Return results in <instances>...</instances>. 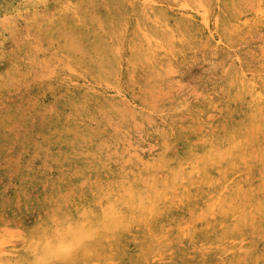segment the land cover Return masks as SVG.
I'll return each instance as SVG.
<instances>
[{"label": "rangeland", "instance_id": "obj_1", "mask_svg": "<svg viewBox=\"0 0 264 264\" xmlns=\"http://www.w3.org/2000/svg\"><path fill=\"white\" fill-rule=\"evenodd\" d=\"M263 108L264 0H0V264H264Z\"/></svg>", "mask_w": 264, "mask_h": 264}, {"label": "clouds", "instance_id": "obj_2", "mask_svg": "<svg viewBox=\"0 0 264 264\" xmlns=\"http://www.w3.org/2000/svg\"><path fill=\"white\" fill-rule=\"evenodd\" d=\"M76 241L74 240H61L54 244H50L45 257L42 258L41 261H39V264H54L55 261L66 257L69 254V249L71 248V251H75V245Z\"/></svg>", "mask_w": 264, "mask_h": 264}, {"label": "bare ground", "instance_id": "obj_3", "mask_svg": "<svg viewBox=\"0 0 264 264\" xmlns=\"http://www.w3.org/2000/svg\"><path fill=\"white\" fill-rule=\"evenodd\" d=\"M161 12V11H160ZM183 18V17H182ZM184 19V18H183ZM177 20V19H176ZM181 20V19H180ZM189 21V20H188ZM177 22H179V20L177 21ZM183 22H184V20H183ZM165 23V22H164ZM168 23V22H167ZM190 23V22H189ZM153 24H155V22L153 23ZM171 24V23H170ZM174 24V23H173ZM172 24V25H173ZM185 24H186V22H185ZM159 25V24H158ZM178 25V24H177ZM147 26V25H146ZM165 26V25H164ZM167 26H168V24H167ZM176 26V25H175ZM189 26V25H188ZM148 27V26H147ZM169 27V26H168ZM167 29V28H166ZM168 29H170V27L168 28ZM158 30V29H157ZM160 30V29H159ZM179 30V29H178ZM181 30V29H180ZM184 30V29H183ZM188 30V29H187ZM139 31H141V30H139ZM138 31V32H139ZM143 32V31H142ZM145 32V31H144ZM149 32V31H148ZM157 32V31H156ZM166 32V31H165ZM168 32V31H167ZM182 32V31H181ZM161 33V32H160ZM187 33V32H186ZM144 34V33H143ZM152 34V33H151ZM183 34V33H182ZM157 35V34H156ZM181 35V34H180ZM187 35V34H186ZM152 36V35H151ZM154 36V35H153ZM157 36H159V33H158V35ZM185 36V35H184ZM137 37V36H136ZM139 37V36H138ZM150 37V36H149ZM156 37V36H155ZM145 38H148V37H145ZM158 38V37H157ZM156 38V39H157ZM160 38V37H159ZM166 38V37H165ZM99 39V38H98ZM137 39H140V38H137ZM151 39V38H150ZM85 40V39H84ZM133 40V39H132ZM143 40V39H142ZM148 40H149V38L147 39V42H148ZM120 41V40H119ZM133 42H135V40L133 41ZM133 42L131 43L132 45H133ZM150 42V41H149ZM151 42H152V40H151ZM140 43V42H139ZM142 43V42H141ZM156 43V42H155ZM160 43V42H159ZM135 44V43H134ZM148 44H150V43H148ZM162 44V43H161ZM152 45L154 46V44H153V42H152ZM131 46V45H130ZM138 46H139V44H138ZM161 46V45H160ZM134 47V46H133ZM162 47V46H161ZM130 48H132V47H130ZM140 48V47H139ZM164 48V47H163ZM138 49V48H137ZM140 49H143V48H140ZM156 49V48H155ZM75 50V49H74ZM121 50V49H120ZM134 50H136V49H134ZM158 50V49H157ZM142 52V51H141ZM135 53V52H134ZM138 53V52H137ZM143 53H145V52H143ZM133 54V53H132ZM76 55V54H75ZM119 55V54H118ZM134 55V54H133ZM144 55V54H143ZM138 56V55H137ZM141 56V55H140ZM131 57H133L132 55H131ZM143 57V56H142ZM134 59V58H133ZM137 60H138V57L136 58ZM142 59V58H141ZM99 62V61H98ZM132 62H134V60H132ZM138 62H139V60H138ZM94 64V63H93ZM116 64V63H115ZM118 64V63H117ZM139 64H140V62H139ZM92 66V65H91ZM101 67V66H100ZM152 67V66H151ZM94 69V68H93ZM104 69V68H103ZM237 69V68H236ZM95 70H97V69H95ZM100 70V69H99ZM99 70H97V71H99ZM113 70V69H112ZM91 71V70H90ZM93 72V71H92ZM108 72H110V71H108ZM82 73V72H81ZM88 73V72H87ZM86 73V74H87ZM85 74V75H86ZM92 74V73H91ZM93 74H94V72H93ZM109 74V73H108ZM100 75H101V72H100ZM93 76V75H92ZM75 77V76H74ZM88 77V76H87ZM95 77V76H94ZM117 77V76H116ZM93 78V77H92ZM97 78V77H96ZM94 79V78H93ZM67 84V83H66ZM92 92V91H91ZM198 94H199V92H198ZM207 94V93H206ZM77 97V96H76ZM182 97V96H181ZM101 98V97H100ZM260 98V97H259ZM95 99V98H94ZM98 100V99H97ZM251 100V99H250ZM239 101V100H238ZM77 103V102H76ZM84 103V102H83ZM96 103V102H95ZM225 103V102H224ZM97 104V103H96ZM249 104V103H248ZM213 105V104H212ZM225 106V105H224ZM73 107V106H72ZM260 107V106H259ZM202 109V108H201ZM264 109V108H263ZM250 111V110H249ZM251 113V112H250ZM255 113V112H254ZM195 120V119H194ZM219 128V127H218ZM259 129V128H258ZM257 129V130H258ZM143 131V130H142ZM262 133V132H261ZM140 135V134H139ZM139 135H137V136H139ZM214 135V134H213ZM213 137V136H212ZM260 138V137H259ZM133 139V138H132ZM120 142V141H119ZM121 143V142H120ZM126 143V142H125ZM128 146V145H127ZM148 147V146H147ZM139 148V147H138ZM142 149V148H141ZM230 149V148H229ZM215 150H216V147H215ZM149 151V150H148ZM218 151V150H217ZM216 151V152H217ZM231 151V150H230ZM88 152V151H87ZM92 152V151H91ZM152 152V151H151ZM202 152V151H201ZM142 153V152H141ZM205 153V152H204ZM209 153V152H208ZM231 153V152H230ZM237 153V152H236ZM131 154H133V152L131 151ZM203 154V153H202ZM202 154H201V156H202ZM222 154H223V152H222ZM229 154V153H228ZM232 154H233V152H232ZM204 155V154H203ZM209 155H210V153H209ZM213 155V154H212ZM224 155V154H223ZM126 156V155H125ZM215 156V155H214ZM228 156V155H227ZM216 157V156H215ZM225 157V156H224ZM126 158V157H125ZM153 158V157H152ZM181 158V157H180ZM191 158V157H190ZM226 158V157H225ZM127 159V158H126ZM137 159H138V157H137ZM156 159V158H155ZM228 159V158H227ZM249 159V158H248ZM216 160V159H215ZM135 161V160H134ZM146 161V160H145ZM154 161V160H153ZM229 162V161H228ZM144 163V162H143ZM202 163V162H201ZM145 164L146 163H144V167H145ZM168 164V163H167ZM197 164V163H196ZM169 165V164H168ZM172 165V164H171ZM136 166V165H135ZM148 166H151V165H149V163L147 164V167ZM196 166V165H195ZM152 167V166H151ZM177 167V166H176ZM140 168H141V165H140ZM147 169V168H146ZM150 169H152V168H150ZM142 170V169H141ZM165 170V169H164ZM140 171V170H139ZM144 171V170H143ZM161 171V170H160ZM181 171V170H180ZM126 172V171H125ZM148 171H146L145 173H147ZM130 173V172H129ZM162 173V172H161ZM132 174V173H131ZM144 174V173H143ZM194 174V173H193ZM209 174V173H208ZM138 175H140V174H138ZM148 175V174H147ZM91 176V175H90ZM94 176V175H93ZM128 176V175H127ZM131 176V175H130ZM155 176V175H154ZM153 176V177H154ZM186 176V175H185ZM175 177V176H174ZM124 179H126L125 177H123ZM122 178V179H123ZM132 178V177H131ZM139 178V177H138ZM120 179V178H119ZM122 179H121V181L120 182H122ZM128 179V178H127ZM129 180V179H128ZM156 180V179H155ZM223 180V179H222ZM108 181V180H107ZM111 182V181H110ZM125 182V180L123 181V183ZM117 183H119V181L117 182ZM108 184V183H107ZM111 184H113V182L111 183ZM110 184V185H111ZM263 184V183H262ZM110 185H106L107 186V188H108V186H110ZM118 185V184H117ZM158 185V184H157ZM112 187V186H111ZM100 188V187H99ZM114 188V187H113ZM102 189V188H101ZM110 189H112V188H110ZM256 189V188H255ZM113 190V189H112ZM97 194H98V192H97ZM103 194V193H102ZM109 195V194H108ZM212 195V194H211ZM169 196V195H168ZM102 199V198H101ZM239 200V199H238ZM102 205V204H101ZM122 206V205H121ZM87 209H89V208H87ZM138 227V226H137Z\"/></svg>", "mask_w": 264, "mask_h": 264}]
</instances>
